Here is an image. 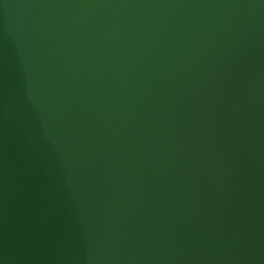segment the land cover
<instances>
[{"label":"water","instance_id":"95a60500","mask_svg":"<svg viewBox=\"0 0 264 264\" xmlns=\"http://www.w3.org/2000/svg\"><path fill=\"white\" fill-rule=\"evenodd\" d=\"M0 264H264V0H0Z\"/></svg>","mask_w":264,"mask_h":264}]
</instances>
